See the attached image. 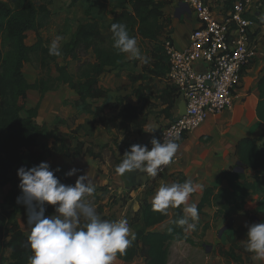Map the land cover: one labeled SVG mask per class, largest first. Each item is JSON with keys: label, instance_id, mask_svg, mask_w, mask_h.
<instances>
[{"label": "trees", "instance_id": "1", "mask_svg": "<svg viewBox=\"0 0 264 264\" xmlns=\"http://www.w3.org/2000/svg\"><path fill=\"white\" fill-rule=\"evenodd\" d=\"M76 1L72 0V4ZM234 1L230 2V7ZM52 3L53 0H0V186L12 181V188L1 203L0 264L6 248L11 249L10 264H29L28 257L33 254L31 249L25 246L28 235L17 221V214L23 205L17 203V197L22 195L18 169L22 166L31 168L46 162L50 151L72 153L73 156L86 152L94 158L103 157L102 150L97 151L95 146H86L83 141L78 140L73 146L78 138L77 130L56 134L52 146L48 143L38 146L37 138L43 133V129L34 119L37 117L40 102L27 110V116L21 114L28 91L37 90L42 98L45 93L56 91L62 84H66L79 95V99L73 104L76 108L92 113L106 127H118L125 123L127 131L141 133L149 116L144 108L139 109L129 101L122 100L124 107L119 114H106L105 105L95 106L89 99L107 98L109 90L100 85V78L113 68L127 63L126 54L118 53L113 47L110 30L113 23L125 24L129 34L135 38L139 36L141 41L152 40L158 43L170 22L163 13V8L169 0H118L113 5V18L107 26L108 32L104 31L105 25L97 20L80 23L70 41L60 50L61 55L53 56L49 54L48 40L40 34V30L47 26L52 17L49 8ZM116 9L120 11L115 12ZM30 30L37 33V42L33 45L26 43L27 32ZM80 51L86 54L92 52L94 60L81 63L75 73L69 69L67 63L59 62L63 55L65 58L78 59ZM153 52L155 60L143 62V72L130 75L133 84L140 82L137 87H133L132 93L140 101L149 97L146 96L148 91L152 95L158 92L157 97L166 104L164 112L170 117L173 115L171 110L178 107L177 100H180V96L177 88L170 84L159 90L155 77L162 78L167 74L168 55L161 42L156 45ZM139 60L135 59L133 62L136 64ZM27 62L34 63L39 70L34 83H30L24 75L23 68ZM53 66L57 75L52 73ZM247 68H244L243 73ZM258 86L260 95L257 116L264 122V75L259 79ZM262 138L246 137L240 140L236 155L245 171H236L235 167L225 170L223 175L227 187H208L198 206L199 213L206 205L214 203L217 207L215 219L221 217L232 223L236 214L245 211L246 199L251 194L264 196V142L260 143ZM134 144L129 143V149ZM107 147L108 145H105L102 149ZM251 169L255 171L253 179L248 176ZM50 170H54V175L62 183L74 185L71 177L55 171L56 169L51 166ZM179 182L182 183L184 180L181 179ZM44 207L46 216L55 214V206L45 202ZM173 208L174 220L165 231L147 230L162 222L167 212L165 214L154 211L152 203L144 201L142 212L144 228L137 230L132 244L123 254L117 253V256L123 261H131L142 255L146 258L147 264H168L171 244L174 241L195 244L184 228L175 223L184 215V205ZM102 212L103 208L100 206L98 214ZM261 222H264V219ZM245 230H248V227ZM240 247L232 242L229 249H221L219 254L228 264L249 262L251 259L245 246L241 249L246 257L237 254L236 250Z\"/></svg>", "mask_w": 264, "mask_h": 264}, {"label": "crops", "instance_id": "2", "mask_svg": "<svg viewBox=\"0 0 264 264\" xmlns=\"http://www.w3.org/2000/svg\"><path fill=\"white\" fill-rule=\"evenodd\" d=\"M62 1L63 0H53V3L49 6L52 16H54L52 8L57 9L59 7L58 2L62 3ZM71 1L72 0H67L68 5ZM109 1L110 3H106L105 0L87 2V4H85V11L87 12L86 18L88 19L83 20L81 23L97 20L100 24L106 25L105 32H108L107 26L113 18V5L118 0ZM204 1L213 8L218 16L225 15L232 8V6H229L232 0ZM262 1L263 0H261V5L255 7L249 14L255 24L253 26V32L255 34L258 52L252 64L243 75L242 83L237 89L233 106L217 115L210 116L198 129L181 137L178 152L170 163L167 172L164 173L157 182L153 183L147 180L145 183L139 185L136 180L139 171L135 173H126L121 176L116 174L115 167L111 164L114 163V161H117L118 164L122 162L124 158L123 155L126 151L130 150L128 147L129 143L141 145H148L151 143L153 138L159 136L161 129L166 126L172 118L178 115L176 107L171 110L172 116L168 117L166 115L164 112L166 104L157 97L158 92L152 95L148 91L146 96L149 97L140 101H138L136 96L132 93L133 87H137L140 82L133 84L130 75L143 72L142 59L135 64V62H133L135 59L130 58L126 54L125 61L127 63L124 66L113 68L100 78V85L109 90V96L107 98L89 100L93 102L95 106L105 105L106 114H119L120 110L124 107L125 100L139 109L144 108L145 111L149 113L145 129L155 128V130L151 132L145 130L141 133L138 131H127L125 129V123L118 127L104 126L100 122V119L95 118L92 113L82 111L73 105L79 99V95L66 84H62L56 91L45 93L42 98L39 91L34 89L28 91L27 97L24 100V110L21 114L22 116H27V110L35 107L40 102L37 117L34 119L35 123L43 129V133L37 138L38 146L44 143H48L52 146L56 134H65L77 130L78 138L74 141L73 146L76 145L79 140L85 142L86 146H95L96 149L98 148L97 151L102 150V158H94L86 152L73 156L72 153L50 151L46 162H48L52 168H59V171L64 174L73 167L77 168L79 171L71 176L74 180V185L80 175L87 174L95 187L94 193L92 196L87 197V199L94 204L97 212L100 206L103 208V212L100 213L103 219L126 220L130 229V234L135 236L138 229L144 228L142 221L143 202L147 200L152 203V198L161 184H171L179 182L181 179L184 181L191 179L194 185H199L197 190L190 195L187 201L188 204L194 203L198 207L202 201L204 191L208 187H227V182L223 173L225 170L237 166L238 157L236 155V148L240 140L246 137L255 139L260 137L264 138V122L257 116V104L260 95L258 82L264 75V22L261 21V15L264 14V2ZM186 2L187 0H169V3L163 8L164 17L169 18L170 22L166 26L165 33L160 36L158 43L161 42V44L164 45L165 39L170 37L178 48L185 49L188 47L190 35L192 31L199 26V21L191 6ZM101 5L103 6L101 7ZM119 11V9H116L115 12ZM79 24L80 22L76 23L75 21V25L71 28V31L68 30L66 33H62V39L64 41L60 44V50L70 41ZM40 34L45 40H48L49 45H51L52 41L42 34V29L40 30ZM148 41L154 44V48L149 55L142 56L147 57L148 61L151 62L155 60L153 50L158 43L152 40ZM36 42L37 33L32 30L28 31L26 43L28 45H33ZM142 42L143 41H140L138 44L140 50L143 49ZM90 54L91 56L93 55L92 52ZM92 60H94V56ZM83 62H85V60H83L82 63ZM27 64L28 62L25 63L23 68L24 75L30 83H34L37 79L38 71L31 66L28 67ZM26 67L30 69L29 75L25 72ZM72 68L73 67L70 65L69 69L75 73L77 70L74 71ZM126 69L128 71H125ZM155 82L159 90H161L169 84L167 74L162 78L155 77ZM124 97L127 98L124 99L123 104H120L119 101L117 102V99L120 100ZM180 102L181 100H177L178 107ZM64 106H69V112H71L70 116L61 115ZM263 138L260 141H264ZM105 145H108L107 148L112 149L111 154L115 156L114 161H109L105 158V149H102ZM254 174V170L251 169L248 171L250 179H253ZM11 188L12 181L6 183L4 186H0L1 203ZM111 189L114 191L112 194H115V203L112 205V211L106 206ZM251 211L258 213V215H263L264 219V196L251 194L246 199L245 211L236 214L234 220L240 215H249ZM216 212L217 207L214 203L212 205H206L203 208V211L199 213L196 229L187 232L190 238L194 240L195 244H191L187 241H174L171 244L168 264L170 263L171 252L174 246L177 247L183 243L196 245V237L210 238V232L212 236L215 235L213 231L216 225V231L218 230L219 237L222 236L223 230L230 226L235 227L233 224L234 220L232 223H229L221 217L215 219ZM174 213V208L170 207L167 210L165 219L147 228V230L165 231L168 226L172 224ZM17 221L25 234L29 235L31 227L27 224V210L24 204L17 214ZM206 226L207 229L205 230ZM220 241L221 240H219V242ZM232 242H235L234 239L229 242L228 247L223 246L219 248L218 256L222 257L219 254L220 250L229 249ZM246 244L247 241L243 246ZM206 248L207 251H210L212 246L206 245ZM239 250L240 249L236 250L237 254H243V257H246L243 250ZM7 253V264H10V248H7ZM249 256L251 259L249 262H232L231 264H264V261L254 260L252 258L253 253L249 252ZM222 258L225 260L224 257ZM114 264L147 263L144 256L138 255L131 261H123L116 256Z\"/></svg>", "mask_w": 264, "mask_h": 264}, {"label": "clouds", "instance_id": "3", "mask_svg": "<svg viewBox=\"0 0 264 264\" xmlns=\"http://www.w3.org/2000/svg\"><path fill=\"white\" fill-rule=\"evenodd\" d=\"M261 21L264 22V14ZM110 30L113 47L118 53L148 63V58L141 54L137 39L129 34L125 24L113 23ZM61 39L58 36L51 42L50 55H61ZM144 130L151 132L155 128ZM180 140L179 131H169L164 133L163 142L153 138L151 149L147 145H132L115 167L116 174L123 176L140 171L156 177L172 162L180 148ZM78 171L73 167L66 175L71 177ZM18 176L22 195L17 197V203L26 206L27 224L31 227L25 245L33 253L28 257L29 264H114L117 253L123 254L134 241L135 236L130 234L126 220L103 219L87 199L95 191L87 174L80 175L75 185L64 184L54 175V170H50L48 162H41L31 168L20 167ZM198 187L191 179L161 184L152 198L153 210L166 214L170 207L184 205V215L175 223L185 232L194 231L199 211L196 204L187 201ZM45 202L55 206V214L45 215ZM247 227L245 249L253 253L254 260L264 261V222Z\"/></svg>", "mask_w": 264, "mask_h": 264}, {"label": "built area", "instance_id": "4", "mask_svg": "<svg viewBox=\"0 0 264 264\" xmlns=\"http://www.w3.org/2000/svg\"><path fill=\"white\" fill-rule=\"evenodd\" d=\"M195 12L199 26L195 28L185 49L178 48L168 37L164 48L168 55V83L178 90L186 103V113L179 114L164 126L157 139L163 142L164 133L179 131L181 137L198 129L210 116L217 115L234 104L243 70L249 67L258 48L253 32L254 20L249 14L261 5V0H235L232 8L218 16L204 0H187ZM151 149L152 144L147 145ZM170 164L156 177L167 172Z\"/></svg>", "mask_w": 264, "mask_h": 264}, {"label": "rangeland", "instance_id": "5", "mask_svg": "<svg viewBox=\"0 0 264 264\" xmlns=\"http://www.w3.org/2000/svg\"><path fill=\"white\" fill-rule=\"evenodd\" d=\"M97 2L98 0H77L72 4L71 3L68 5L67 0H63L62 3L58 2V8H52L53 9V15L50 19V22L47 24L46 27L42 29V34L47 37L49 40L53 41L56 39V37H62L63 32H67L68 30L71 31V28L74 27L75 21L77 22H82L83 20H86L87 17V12L85 11V4L87 2ZM78 2V3H77ZM106 3H110L109 0H105ZM102 4V3H101ZM68 5V6H67ZM103 5H101L102 7ZM106 27V25H105ZM105 31V28H104ZM137 43L139 44L140 37L137 36ZM64 40L61 39L59 44H61ZM141 44H143V49L141 50V54L143 56L149 55V53L152 51L154 48V44L148 40L143 41ZM93 55L91 54H86L83 51H80L79 53V58H65L64 55L59 58V62L61 64L67 63L68 66L70 65L73 67L72 70L76 71L78 70V67L82 63L83 60H92ZM70 64V65H69ZM140 65V64H139ZM28 67H33L38 71L39 75V70L35 67L34 63L28 62L27 64ZM29 68L26 67L25 72L27 75H29ZM133 70V69H132ZM125 71H128L127 69ZM52 73L54 75H57V71L55 67L53 66ZM38 77V76H37ZM61 87V86H60ZM116 94V93H115ZM155 95V94H154ZM127 97H125L126 99ZM121 98L120 100L117 99V102L119 101L120 104H123ZM118 103V104H119ZM62 114L63 116H70L71 112H69V106H64V109H62ZM58 123V122H57ZM72 132V131H71ZM264 139V138H263ZM264 141H260V143H263ZM98 150V148H97ZM105 158L108 159L109 161H114L115 156L112 155V149H105L104 151ZM114 167L117 166L118 162L114 161V163H111ZM114 191L113 189L110 190V195L108 202L106 206L112 211L113 210V204L115 203L114 197L115 194H112ZM0 214H2V208H1V202H0ZM254 214V215H252ZM263 220V215H258V213H254V211H251L249 215H240L235 218L234 220V226H230L227 229L223 230V234L221 237L218 235V230L216 231L217 225L214 228L213 233L215 235L212 236L210 232V238H197V244L196 245H191L188 243H183L180 246H177L173 248L171 252V257H170V263L169 264H226L225 260L218 256V249L223 247V246H229V242H231L233 239L235 243H237L241 248L244 245V243L247 241V232L248 230H245V228L248 225H251L252 223H260V221ZM239 226V227H238ZM217 232V233H216ZM219 240H221L219 242ZM206 245H211L212 248L210 251H207ZM7 248L4 254V258L2 261V264H7L8 263V257H7Z\"/></svg>", "mask_w": 264, "mask_h": 264}, {"label": "water", "instance_id": "6", "mask_svg": "<svg viewBox=\"0 0 264 264\" xmlns=\"http://www.w3.org/2000/svg\"><path fill=\"white\" fill-rule=\"evenodd\" d=\"M187 3V2H186ZM188 4V3H187ZM186 113V103L184 101H181L179 104V114L183 115ZM236 171H245L242 167L241 161H237V166L235 167ZM148 179V175L146 173L138 172L137 174V184L141 185L145 183Z\"/></svg>", "mask_w": 264, "mask_h": 264}]
</instances>
